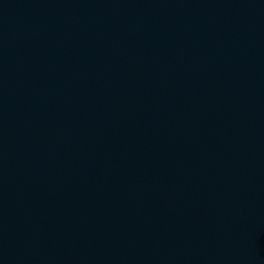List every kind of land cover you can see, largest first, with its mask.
<instances>
[{
  "label": "water",
  "instance_id": "95a60500",
  "mask_svg": "<svg viewBox=\"0 0 264 264\" xmlns=\"http://www.w3.org/2000/svg\"><path fill=\"white\" fill-rule=\"evenodd\" d=\"M0 264H264V0H0Z\"/></svg>",
  "mask_w": 264,
  "mask_h": 264
}]
</instances>
